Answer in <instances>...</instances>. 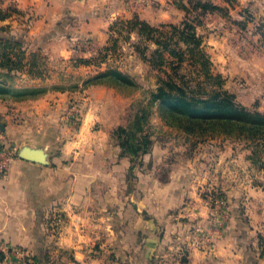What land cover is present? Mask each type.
Here are the masks:
<instances>
[{"label":"crops","instance_id":"crops-1","mask_svg":"<svg viewBox=\"0 0 264 264\" xmlns=\"http://www.w3.org/2000/svg\"><path fill=\"white\" fill-rule=\"evenodd\" d=\"M185 7L187 0H0V8L17 9L0 18V26L28 19V38L42 40L66 60L89 57L73 43L106 44L117 21L181 23ZM215 47L222 58L225 51ZM69 92L64 87L24 99L21 119L0 104V126L5 124L9 140L43 148L48 160L21 158L17 149L0 175V264L11 247L39 264L52 251L62 254L60 264H111L105 251L119 248L136 249L145 264H161L158 256L170 251L180 256L175 264H264V195L252 187L245 200L220 166L214 178L227 193L229 211L221 214H227V227L211 246L192 245L191 229L216 213L192 183L183 150H171L153 135L146 151L132 156L111 135L128 110V96L88 85L79 119L72 117Z\"/></svg>","mask_w":264,"mask_h":264},{"label":"rangeland","instance_id":"rangeland-1","mask_svg":"<svg viewBox=\"0 0 264 264\" xmlns=\"http://www.w3.org/2000/svg\"><path fill=\"white\" fill-rule=\"evenodd\" d=\"M197 1L187 0L190 8ZM203 1L212 2L220 8L205 13L189 8L191 11L187 14V22L190 27L183 26V23H172L160 24L155 30H148L117 19L113 23L115 27L109 28L106 44L96 46L75 42L74 46L90 51L91 55L84 57L83 54H76L66 60L57 59L54 56L56 53L45 47L42 40L28 38V19L24 20V25L12 27L9 22L0 26L4 27L0 31V86L9 89L0 95V104L3 112L6 110L16 119H21L23 112L24 98L21 95L33 92L26 93L24 88L41 87L46 93L66 87L72 96L69 98L74 109L72 117L76 115L80 119V104L85 97L84 89L88 86L85 84L95 73L114 67L133 81L131 86L120 90L128 96L127 101L131 100L121 123L129 128L125 138L133 144L137 142L133 135L137 121L133 115H146L148 120L143 124L145 133L149 137L155 135L157 142L169 145L171 150H183L184 158L191 165L192 183L197 185L200 195L208 200L209 207L216 213L215 219L196 225L190 231L189 241L199 248L212 245V238L227 227L224 226L227 214L221 215L229 211L227 193L214 178L220 166L224 177L239 186L245 200L249 194L247 190L252 187L257 194L264 195L262 128L257 131L247 126L219 122L181 124L165 118L159 104L148 101L149 91L155 89L161 80H171L184 86L189 95L204 98L221 83L236 103L247 110L264 112V0ZM8 9L0 8V14H11L13 10ZM29 20L31 22L30 17ZM181 30L193 31L195 37L185 38V31ZM193 38H197L199 44ZM14 40H18L19 44ZM214 47L222 48L225 55L218 59ZM216 74L221 75L222 82L218 83ZM138 121L140 124L143 122ZM0 128L6 143L13 153L16 152L19 147L14 141L11 142V137L9 140L5 124ZM116 135L118 133L115 134V140H118ZM173 157L171 153L169 159ZM61 255L57 251L47 252L42 262L60 264ZM105 255L111 264H138L140 260L136 257L140 253L134 248L110 249L105 251ZM31 256L26 252L24 258H14L6 251L2 257L6 259L4 264H39V260ZM158 257L161 264H175L180 256L170 251ZM141 261V264H145Z\"/></svg>","mask_w":264,"mask_h":264},{"label":"trees","instance_id":"trees-1","mask_svg":"<svg viewBox=\"0 0 264 264\" xmlns=\"http://www.w3.org/2000/svg\"><path fill=\"white\" fill-rule=\"evenodd\" d=\"M189 1L190 0H188V2ZM189 8L190 5L188 8H186L187 14L189 13V11L196 9L199 10L200 13L212 12L213 10L219 9L220 7L216 4H213L212 2L199 0L196 2L194 7L190 8L191 10H189ZM12 10L17 12V10L14 8ZM8 15V12L2 13L0 14V18L3 19ZM187 21L188 19L186 15L185 19L181 23H183V26L190 27ZM126 22L130 26H139L140 28L146 27L148 28V30H155L154 26H151L138 17H134L130 20H127ZM1 30H4V27H0V31ZM181 31H185V38L195 37L193 31L190 32L191 34L186 30ZM193 40L196 41L197 38H193ZM196 42L197 44H199L198 41ZM14 43L19 44V41L14 40ZM199 51H201V49H199ZM205 60L207 61L208 58L206 57ZM215 78H218V83L222 82L220 74H216ZM160 80L161 79L159 78V81ZM90 84L107 85L113 87L119 93L125 94L120 90L125 89L127 85L131 86L133 84V81L129 79L124 72L114 67H107L105 70L98 71L93 76H91L89 82L85 85ZM7 90L9 89L0 86V95H2L3 92H7ZM23 91L26 93L28 91H33L32 93L21 95L24 99L32 98L42 94L43 88L30 87L24 88ZM148 95V101L154 102L157 105L159 104L160 108L163 111V114H165V118H169V120L172 119L170 121L176 120L181 124L200 122L234 123L239 126H247V128H252L257 131H260V128L264 130V112L257 110H247L245 107L236 103L233 100L232 94H230L227 90H224L221 83L219 85L217 84L216 88L210 90L208 97L204 98L189 95L187 89L184 88V86L174 83L171 80H161L160 84L155 89H151ZM133 116H135V119L137 121V128L135 130V133L133 134L137 139V142L135 144L129 142L128 139L125 138V133L129 128L121 123L111 130V135L115 138V134L118 133V136L116 135L118 137V140H116L117 143H119V145L127 153L136 157L141 152L146 151V149L151 144V139L144 131L145 125L143 124H146L148 120V118H146V115L144 116L136 113ZM138 120L145 122H142L140 124ZM35 259L37 261L39 260L36 257Z\"/></svg>","mask_w":264,"mask_h":264},{"label":"built area","instance_id":"built-area-1","mask_svg":"<svg viewBox=\"0 0 264 264\" xmlns=\"http://www.w3.org/2000/svg\"><path fill=\"white\" fill-rule=\"evenodd\" d=\"M5 136L0 128V175H4L9 161L12 157L13 151L9 144L4 140ZM9 254H11L14 258H24L26 256V252L23 249L11 247L7 250ZM26 264V263H25Z\"/></svg>","mask_w":264,"mask_h":264},{"label":"water","instance_id":"water-1","mask_svg":"<svg viewBox=\"0 0 264 264\" xmlns=\"http://www.w3.org/2000/svg\"><path fill=\"white\" fill-rule=\"evenodd\" d=\"M18 156L21 158L47 163V153L41 147L32 148L28 145H22L18 148Z\"/></svg>","mask_w":264,"mask_h":264}]
</instances>
